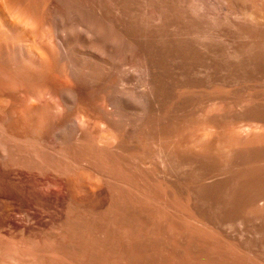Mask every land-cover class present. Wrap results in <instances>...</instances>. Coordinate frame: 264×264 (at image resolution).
<instances>
[{"label":"bare ground","instance_id":"6f19581e","mask_svg":"<svg viewBox=\"0 0 264 264\" xmlns=\"http://www.w3.org/2000/svg\"><path fill=\"white\" fill-rule=\"evenodd\" d=\"M4 58L47 73L62 64L76 88L1 90L17 102L0 110L1 232L24 234L70 205L71 183L50 171L38 143L49 139L50 157L70 160L78 125L69 114L89 120L77 97L91 91L127 136L183 124L151 191L119 168L104 174L119 216L125 195L149 210L129 216L154 233L156 264H264V0H0ZM17 255L0 244V264ZM110 263L108 250L91 259Z\"/></svg>","mask_w":264,"mask_h":264},{"label":"rangeland","instance_id":"374dc122","mask_svg":"<svg viewBox=\"0 0 264 264\" xmlns=\"http://www.w3.org/2000/svg\"><path fill=\"white\" fill-rule=\"evenodd\" d=\"M67 72L62 64L53 73H47L40 65H31L29 60L0 59V92L5 88L13 90L20 85L40 87L61 83L74 89L76 85ZM3 97L5 99L1 101ZM0 99L2 111L9 98L0 93ZM77 100L89 120L75 112L69 114L78 125L77 139L69 151L70 160L50 157L49 139L38 143V152L45 154L50 171L71 183V203L62 213H57L60 215L57 220L24 234L0 231V244L18 252L15 257H1V264H36L39 257L53 263L91 264L92 256L100 250L110 252V264H156L151 258L154 254L151 245L154 233L144 227L139 218L129 216L133 212L148 215L149 210L130 201L125 195V210L119 216L117 190L106 181L104 174L106 169L119 168L137 187L151 191L160 154L177 142L183 124L175 123L158 132L143 131L136 136H127L123 130L112 127L100 114L99 109L106 108L100 94L85 91L78 95ZM9 102L14 106L17 104L12 100ZM56 102L59 111L65 115L66 110L59 99ZM209 111L208 108L203 112L207 114ZM3 120H6L5 116H0V121ZM21 145L27 144L22 142ZM101 192L105 196H100ZM139 240L147 242V245L138 247ZM49 244L58 245L59 251L48 250L46 246ZM172 244L165 237L164 248H167L164 252ZM137 254L143 256L144 260L137 262Z\"/></svg>","mask_w":264,"mask_h":264}]
</instances>
